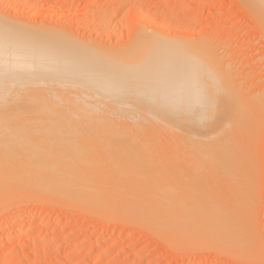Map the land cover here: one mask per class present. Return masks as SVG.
I'll use <instances>...</instances> for the list:
<instances>
[{
	"label": "bare ground",
	"instance_id": "bare-ground-1",
	"mask_svg": "<svg viewBox=\"0 0 264 264\" xmlns=\"http://www.w3.org/2000/svg\"><path fill=\"white\" fill-rule=\"evenodd\" d=\"M1 13L0 85L5 82L23 85L27 79L44 83L41 82L42 89L38 86L33 90L36 87L33 86L32 90L27 88L25 91L24 87L21 92L16 91L17 95L13 93L16 96L4 93V99L8 97V105H0L1 136L9 131L11 134L6 135L11 138L18 133L16 137L21 138L23 133H34V137L22 139L31 137L37 145H23L29 153L22 152L17 156L13 154L16 151H11L12 145H15L13 141L9 140V145L0 142V194L12 190H17V196L23 192L24 196L42 194L40 197L46 195V198L51 197L49 200L65 206L87 210L89 207L94 214L120 207V211H124L117 214L115 210L112 213L122 215L126 210V214L137 219L136 224L145 222L149 229L159 230V233H177L178 236L189 233V236L186 235L188 239L194 237L196 240L202 236L205 239L215 236L220 244L224 241L231 247L251 245L250 231L247 230L251 217L248 223V205H244V196L255 178L253 165L251 169L253 162L249 159L254 149L250 150V147L253 146L251 141L258 137L257 125L262 121H253L252 113L249 114L241 100L227 89L233 86L230 90H234L233 83L236 81L233 82V79L230 82L232 85L227 87L228 64L226 71L223 64L221 67L224 69L217 63L218 67H213L211 61L206 60L215 54L208 49L205 51L208 57L205 58L202 49H207L208 43L205 45L198 40L201 43L197 41L196 45L190 43L191 46H186L188 43L182 41L185 47L181 49L177 44L171 46L161 42L167 40L165 31V35L161 36L151 30L154 33L143 32L144 36H139V39L135 35V41L128 42L131 45L129 48L127 43L126 49L124 44L123 49L121 46L107 48L98 46L99 43L91 44L90 40L77 42L78 36L74 35L76 39L67 37L68 33L66 36L62 31L66 36L62 37L60 33L56 34L57 31L53 33L44 26L28 24ZM260 17L264 29V12ZM255 22L258 23L257 15ZM262 25H257V28ZM213 48L211 46L210 49ZM228 74V78L232 77L230 72ZM7 83L4 85L7 86ZM70 83H75L77 87L70 86ZM90 86L116 99L122 88L127 87V91L128 88L135 91L132 92L137 100H145L143 104L148 105L140 107L136 103L135 107L129 105V109L126 104L130 102H126L123 103L127 107L124 110L122 103L118 102L120 108L115 107L117 104L111 98L114 105L107 100L105 105L99 106L96 101L100 95L94 94L96 89L94 93L89 91ZM87 97L95 98L92 101L96 105L92 101L90 104ZM17 101L20 104L11 105ZM87 102L92 106L89 107ZM252 105L254 107L253 102ZM1 121L5 124L12 122L13 125L8 126L10 129L5 128ZM32 124H36L35 127ZM50 135L52 138H48ZM58 135L62 138H57ZM249 137H252L250 142ZM35 138H40V141L41 138L48 139L49 142L44 144L42 140L40 144L34 142ZM123 138L129 139V142ZM121 139L128 143L126 147H123L125 144L119 145L123 140L118 144ZM144 140L173 143H169L168 154L161 157L162 160L150 154L147 159L134 160L132 154L136 152L134 150L141 149L140 142ZM130 151L132 156L127 154ZM95 154H101L100 160ZM102 155L107 157L104 159ZM129 155L134 157L132 161L128 159ZM1 199L8 200L7 196ZM144 224L141 226L146 228ZM257 261L260 264L263 262Z\"/></svg>",
	"mask_w": 264,
	"mask_h": 264
},
{
	"label": "rangeland",
	"instance_id": "rangeland-1",
	"mask_svg": "<svg viewBox=\"0 0 264 264\" xmlns=\"http://www.w3.org/2000/svg\"><path fill=\"white\" fill-rule=\"evenodd\" d=\"M259 8L261 10L263 9L261 13L264 12L263 0H0V13L3 12L1 15H6V17L15 18L17 20L19 19L20 21L28 22V24L44 26V29L51 30V32L54 31L53 33L57 31L58 33L56 34L60 33L62 37H66L67 33V37L70 36L74 39H76L75 36H78L79 38L76 39V41L78 40L77 42L90 40L89 43L91 44L92 42L93 44L99 43L100 45L98 44V46L107 48L112 46L115 48L117 46V48H119L120 46L122 47L123 44L125 46L127 43V48H129L131 46L130 43L134 42L136 38L139 39L141 35L142 37L144 36L143 32H145V34H147V31L154 33L151 31L154 30L161 36L167 35V40L161 41L162 43L166 45L170 44L171 46L172 44H177L181 49L185 47L183 45L186 43H188L186 44V46H188L190 43L195 44L198 40L203 42V44L205 43V45L208 43L206 47H208V45L210 48L214 46L212 49L213 51L209 47L207 49L204 48L202 52L205 55H203L206 58L207 55L205 51L208 49L210 53L213 54L214 52L216 55L213 54V58L212 56H207L208 58H206V60L209 62L211 61L212 64H209L213 67H216L217 64L221 67L223 64L225 68L228 64V71L232 75V77H230L232 79L228 78L229 72L226 73L227 79H230L229 82L227 80V87L229 86L228 84L232 85L231 81L233 79V82L235 79L236 81L233 83L234 90H230L233 89V86L227 89L233 91L231 94L234 96L236 95L239 101L241 100V103L245 106L244 108L249 110V114L252 113L251 118L253 121H262L261 124H258L259 126L257 125L258 137H256V139L253 137L256 141L253 139V143L251 141V145L253 146L250 145V150L251 148L254 149L253 151L251 150L253 156L250 155L249 159L253 162L250 161L252 163L250 164L251 169L253 165L252 171L255 178L253 185L248 188L249 190L244 196V201L248 202L244 203L245 206L248 205V213L246 215L249 217H247V221L251 217V222L248 221L251 225L249 226L247 224L250 228L246 227L247 230L251 232V236L249 232V237H251L250 240L252 241L249 242L251 245L248 244L250 246H244V248L247 247L246 249H244L243 246H236L237 248L231 247V245H227L228 243L226 244L224 241L220 244V242L217 241L218 239L215 240V236H210L212 239H209V237L205 239L206 237L203 238L202 236L201 238L199 237L200 239L198 238L197 241L194 237L188 239L189 233V235L187 233H182L181 236H178L179 234L177 233L173 235L172 233H168L169 235L164 232L159 233V230L155 231L149 229L148 226L144 224L145 222H142V224L146 225V228L141 226V223L136 224L138 223L137 219L133 217V215L129 216L131 214H126L128 213L126 210V213H122V215H115L112 213L115 212V210L117 214L124 211V209L120 211V207L119 209H116V207H114V209L112 208L113 211L109 209V212L108 209H106L107 211L102 209L103 212L100 210L99 213L96 212L94 214L89 210V207L88 210L87 208H84V210L81 208L77 209L74 206L71 207L70 205L69 207L67 205V208V206H65L66 204H59L56 203L55 200V202L49 200L51 197L46 198V195L40 197L42 194L35 197V194L32 193L31 197L27 193V196H24L23 192L21 193L23 194L22 197L20 193L19 196H17L18 193L15 194L17 192L15 189V192L12 190L6 194L5 192L0 194V198H3V196H7L8 198V200H0L2 201L0 203V264H260L261 262L258 263L257 260H262V264H264V35H262L264 29L261 24L262 19L260 17L261 13ZM253 9H255L254 11L257 10V12L254 13ZM250 10L253 13L252 15ZM258 13H260L259 18ZM255 14L257 15L259 24L255 22ZM102 17L103 19L105 17L108 19L105 18L103 20L101 19ZM257 25L262 26H258L257 28ZM164 31L165 34H163ZM140 32L142 34H140ZM193 40L194 42H192ZM179 41H183L185 44ZM197 45L200 44L198 43ZM123 47L121 49H123ZM188 49H191V47ZM216 56H220L219 58L222 59H220L222 61L221 64L219 62L220 60H218L219 58ZM191 57L192 56L189 58L192 59ZM212 59L216 60L213 61ZM213 64L216 65L214 66ZM225 70L227 71L226 68ZM41 82L44 83V81L41 80L27 79L23 83L25 86L7 82L4 83L5 85L7 83V86L4 84L3 86L0 85V92L2 91L0 93L1 107H6V104L8 105L6 101L8 97L4 99V95L7 93L10 92V95L16 93L17 95V92L19 90L21 92L24 87L25 91H27V88H29V90H35L38 86L39 89H42L40 88L43 85ZM26 84L29 87H27ZM235 84L236 88H239L238 90L235 88ZM69 85L76 86L75 83L72 85L70 83ZM33 86L36 87L32 88ZM91 87L92 86H90L88 90L94 93V89L96 88L94 86V89ZM1 88L3 89L1 90ZM60 88H63V86ZM60 88L59 90H61ZM71 89L72 92H75L73 87ZM126 89L125 87L124 89L122 88V93L118 94V97H120L119 99L118 97L117 99L116 97H111L112 95H109V93H102V91L96 89V93L94 94L97 96L100 95L101 97H98L103 100L98 101L99 98L97 97L98 99L96 102H99V106L103 103V105H105L107 100L110 101L111 98H114L117 102L113 99L111 100L115 105L117 104L115 107H119V103L126 104V102H130V104H126L127 107H135L136 103L137 106L140 107L143 105L146 107V105H148V103H146V105L143 104L146 102L145 100H143L144 102L137 100L136 94L133 93L135 91H133L132 88L130 91H133V96L130 94V88H128V91ZM125 90L127 92H125ZM8 95L9 94H7V96ZM121 95L123 96L122 98ZM131 97L136 98V100H134V98L131 99ZM243 97H247L249 102L248 99ZM86 99H90L88 101L89 103L92 100H96L95 98L93 99V97H87ZM250 99L254 100L251 101ZM118 100L123 101L121 102ZM112 102L110 101L109 104L114 105ZM160 102L161 101H159V103ZM252 102L254 107H252ZM18 103L20 104L19 101L15 104L12 102L11 105H16ZM90 104L88 105L89 107L92 106ZM94 104L96 105L95 102L93 105ZM126 106L123 108L124 110L127 108ZM129 109H131V107ZM128 111L129 110H126V112ZM134 111L136 110L134 109ZM153 119L158 120L157 118ZM164 119L166 120V118H161V120ZM1 122H3L2 124L5 128L12 127L13 125L12 122L6 124L4 121ZM35 125L36 124H32L31 126L35 127ZM8 133H10V131ZM8 133L6 134L8 135ZM6 134H4L5 136H1L0 134V142L8 143L9 140L13 141L15 145H12L14 147L10 149L12 152L16 151L13 152V154L16 153L17 156L22 154V152L28 154L29 152L25 146L31 147V145L34 146L35 144L32 142L34 139L31 138L34 137V133L32 135L30 133H28V135L23 133L27 136H23V134L20 135L22 138L31 136L29 137L30 139L27 138V140L16 137L19 133L16 134L14 138ZM59 137L62 138L58 135L57 138ZM48 138H52V135ZM123 139L118 141V144L119 142L121 143ZM251 139L252 137H249L248 141L250 142ZM124 140L127 141V138ZM124 140L122 144L119 145L125 144L123 147H126L128 143ZM36 141L38 143L42 141L44 144L46 142L48 144L49 142L48 139L45 140L42 138L41 141L40 138L39 140L35 138L34 142ZM127 142H129V139ZM169 143L172 144L173 142L167 140H144L140 142V145H142L141 149L134 150L136 151L134 153L132 150L127 154L131 155V153H133L132 155L135 156V158H132H134V160L138 158L147 159L149 156H156L160 159L168 154ZM9 144L10 143L6 145ZM35 145H37V143ZM22 146L23 149L21 148ZM255 149L257 150L255 151ZM7 151L9 152V149H7ZM18 151L21 152L19 153ZM174 151L178 152L176 149ZM92 154L94 155V153ZM97 155L96 157L99 159L101 154ZM130 155L128 159L132 161L133 159L130 158L132 155ZM39 156L41 158V155ZM103 156L104 155L101 157ZM106 157L107 156H105V158ZM87 158L90 157L87 156ZM97 158L96 160H98ZM162 158L160 160H162ZM250 203L251 205L249 206ZM123 215L130 217L129 220L128 218L125 219ZM130 219L136 221H131ZM29 225H32L31 228H28ZM174 231L177 232L176 230ZM161 233H163V235ZM202 239H204V242ZM212 240L215 241L213 242ZM249 247L251 249H249ZM89 250L92 251V254Z\"/></svg>",
	"mask_w": 264,
	"mask_h": 264
}]
</instances>
